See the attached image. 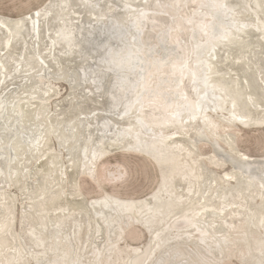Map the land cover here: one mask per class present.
<instances>
[{
    "label": "bare ground",
    "instance_id": "obj_1",
    "mask_svg": "<svg viewBox=\"0 0 264 264\" xmlns=\"http://www.w3.org/2000/svg\"><path fill=\"white\" fill-rule=\"evenodd\" d=\"M64 71L88 84L72 75L74 92L61 88ZM232 128L264 129V0H44L0 13V264H264V153L241 150ZM122 152L154 163L155 187L88 196L80 176ZM97 204L115 217L124 204L131 219L108 225ZM134 225L146 237L129 243Z\"/></svg>",
    "mask_w": 264,
    "mask_h": 264
},
{
    "label": "rangeland",
    "instance_id": "obj_2",
    "mask_svg": "<svg viewBox=\"0 0 264 264\" xmlns=\"http://www.w3.org/2000/svg\"><path fill=\"white\" fill-rule=\"evenodd\" d=\"M43 1L0 0V13L12 16L21 15L37 7ZM58 86L64 88L61 83ZM237 129L232 128L230 130L234 134L236 133V142L241 150L249 154L264 153V129ZM205 146H201L203 152L208 151V147ZM94 170L92 175L83 174L80 176L81 179L79 178L80 187L88 196H96L103 191H110L109 193L116 195L138 197L151 191L158 179L154 163L144 155L131 152L106 156L98 162ZM97 184L102 188L99 189ZM123 236L129 243H138L145 239L146 232L140 226L134 225L126 229ZM238 262L232 258L222 261L221 264H240Z\"/></svg>",
    "mask_w": 264,
    "mask_h": 264
},
{
    "label": "water",
    "instance_id": "obj_3",
    "mask_svg": "<svg viewBox=\"0 0 264 264\" xmlns=\"http://www.w3.org/2000/svg\"><path fill=\"white\" fill-rule=\"evenodd\" d=\"M126 5V4H125ZM224 7L227 9L228 7L226 6V4L224 5ZM229 9V8H228ZM260 15H258V17H259ZM254 19H255V17H254ZM247 20V19H246ZM245 20V21H246ZM261 21V20H260ZM98 22V21H97ZM99 22L100 23H102V24H104V25H107V23H106V20H99ZM259 26V25H258ZM140 41H144V40H139V42ZM141 43V42H140ZM212 53V55L213 56H211V60H215V57H217V56H215V54H214V52L212 51L211 52ZM210 53V54H211ZM217 55V54H216ZM42 65H44L43 63H42ZM67 69H69L68 67H67ZM62 70H64V68H62ZM62 74H59L58 76H56V78H55V80L58 82V83H62V82H67L68 83V85H69V89H70V91H71V89H72V91L78 86V87H81L82 86V84H83V86L85 85V84H88V83H84L81 79H83L82 78V74H81V72L79 71L78 73H76L75 74V76H74V74H71V73H69V71H64V72H61ZM42 74V73H41ZM72 75L74 76V79H75V82H76V86H75V88L73 87V82H74V80L72 79ZM84 80V79H83ZM101 80H102V78H101ZM100 80V81H101ZM209 84H213V85H217V82H214L213 80L211 81L210 80V83ZM72 86V87H71ZM218 87V86H217ZM74 92V91H73ZM232 106V105H231ZM233 106H235V105H233ZM232 108V107H231ZM233 111H237V112H239V110H237V108L236 109H234ZM16 113V112H15ZM240 113V112H239ZM93 114H97V113H92L91 115H93ZM86 116H88V115H86ZM97 117V116H96ZM244 117H246V116H244ZM104 119H107L108 121H109V123H110V125H111V128H113L114 130H118V129H120V127H121V123H118L117 121H115V120H113V119H111L110 117H105ZM99 121H100V119H99ZM137 121H139V120H137ZM136 122V121H135ZM137 124H138V126H140V129L142 130L141 131V133H143V130L145 131V132H147V133H149L150 134V137H153V136H157L158 135V131H155V129H153V128H151V127H149V125L147 124V122L145 123V121H140L139 123L138 122H136ZM164 129H162L161 131H163ZM138 131V130H137ZM128 133H130L131 135H133V133L134 134H138L135 130L133 131V133L131 132V130H128L127 131ZM139 132V131H138ZM140 133V132H139ZM55 136V135H54ZM135 136V135H134ZM139 135H137V137H138ZM53 139V141L55 142V144H56V146H57V144H58V147H60V149L62 150V151H64V153H69V146L68 147H66L65 145H64V143L62 144L61 143V140H59L60 138H57L56 136H55V139L54 138H52ZM57 139V140H56ZM123 138H121V140H122ZM52 141V142H53ZM144 141H147V140H144ZM53 145V144H52ZM121 148L119 147V148H116V149H113L112 150V152H115V151H118V150H120ZM141 151H143V152H145L148 156H150L151 158H153V160L155 161V163H160V164H162V162H168L169 160H168V155L166 156V155H161V157H159V155H156L155 153H153V150H151V149H149V148H144V149H142ZM84 155V154H83ZM87 156V155H86ZM83 165H84V163H83ZM84 168V167H83ZM164 176H165V174H164ZM163 178V177H162ZM163 187V186H162ZM101 204V203H100ZM100 204H97V205H94V207H93V209L94 210H96V211H98L97 212V215H99V217H103L104 218V220L106 221V223L108 224V225H111L112 223H115L116 224V222L118 223V222H120V221H122V220H126L127 221V219L126 218H128L129 216V212H127V209H128V207L126 206V205H124V204H120V205H118L117 206V209H116V211H114V212H116L117 213V216L115 217V213L113 214L112 213V210H109V209H107L106 208V206L107 205H102V207L100 206ZM112 204V203H111ZM100 206V208L98 209V207ZM113 206H115V205H113ZM109 207V206H108ZM98 209V210H97ZM150 209V208H149ZM148 209V210H149ZM108 216L109 217H111V219L112 220H109V218H108ZM131 217V216H130ZM129 217V218H130ZM133 219H138V218H134V217H132ZM131 219V218H130ZM139 220V219H138ZM123 222H125V221H123ZM122 222V223H123ZM247 238V237H246ZM154 252V251H156V248H152L151 250H150V252ZM223 259H225V258H223ZM222 259V260H223ZM224 261V260H223ZM165 263V259L163 260H160L159 261V263H157V264H164Z\"/></svg>",
    "mask_w": 264,
    "mask_h": 264
}]
</instances>
